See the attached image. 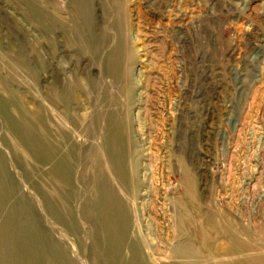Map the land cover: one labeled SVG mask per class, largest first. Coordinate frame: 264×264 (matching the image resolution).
Masks as SVG:
<instances>
[{
	"label": "rangeland",
	"instance_id": "1",
	"mask_svg": "<svg viewBox=\"0 0 264 264\" xmlns=\"http://www.w3.org/2000/svg\"><path fill=\"white\" fill-rule=\"evenodd\" d=\"M0 264H264V0H0Z\"/></svg>",
	"mask_w": 264,
	"mask_h": 264
}]
</instances>
